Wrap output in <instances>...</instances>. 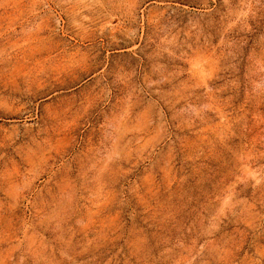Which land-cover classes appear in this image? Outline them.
Returning a JSON list of instances; mask_svg holds the SVG:
<instances>
[{"label": "rangeland", "instance_id": "1", "mask_svg": "<svg viewBox=\"0 0 264 264\" xmlns=\"http://www.w3.org/2000/svg\"><path fill=\"white\" fill-rule=\"evenodd\" d=\"M0 264H264V0H0Z\"/></svg>", "mask_w": 264, "mask_h": 264}]
</instances>
